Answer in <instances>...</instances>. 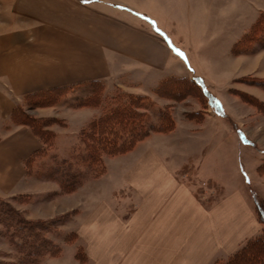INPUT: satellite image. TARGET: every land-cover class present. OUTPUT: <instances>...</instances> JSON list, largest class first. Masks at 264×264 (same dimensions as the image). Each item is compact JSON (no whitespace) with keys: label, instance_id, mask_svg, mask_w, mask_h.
<instances>
[{"label":"rangeland","instance_id":"374dc122","mask_svg":"<svg viewBox=\"0 0 264 264\" xmlns=\"http://www.w3.org/2000/svg\"><path fill=\"white\" fill-rule=\"evenodd\" d=\"M8 2L0 0V10ZM91 3H100L107 15L121 21L123 40L132 51L124 50L126 55L116 61L114 76L104 85L107 91L100 94L101 106L114 105L111 99L122 93H142L151 105L170 113L174 126L168 133L149 134L122 155L106 157L102 175L88 177L65 193L35 176L37 164L55 153L76 151L79 132L100 111L93 102L83 106L92 85L66 89L53 104H26L22 110L28 117L50 121L52 145L29 165L31 192L0 198V205L8 203L25 220L48 223L44 235L55 252L34 264H193L204 230L200 218H194L197 212L211 213V205L230 189L243 191L252 205L264 200V175L257 172L264 159V26L259 22L264 24V0ZM134 48L139 55L159 53L163 67L125 66L133 61ZM167 76L192 79L206 95L195 89L178 99L150 93ZM153 109L146 113L150 124H155ZM187 196L189 204L182 211ZM88 218L96 233H106L105 259H89L76 234ZM115 219L133 225L131 240L116 234ZM1 221L0 264H20L11 244L16 238L5 237L9 231ZM176 222L180 227H174ZM223 256L210 264H221L231 255Z\"/></svg>","mask_w":264,"mask_h":264},{"label":"crops","instance_id":"0c3cea01","mask_svg":"<svg viewBox=\"0 0 264 264\" xmlns=\"http://www.w3.org/2000/svg\"><path fill=\"white\" fill-rule=\"evenodd\" d=\"M100 5L91 3V0H9L6 6H2L0 105L6 102L7 107L0 110V198L28 194L34 187L23 163L41 145L28 127L8 123L12 110L20 104L17 100L21 102L26 94L55 87L95 80L106 82L114 76L112 69H116V61L126 55L124 50L129 49L132 53L131 43L126 45L123 40L121 21L116 22ZM138 52L133 49V61L127 56L131 64L125 66L132 69L143 66L154 71L163 67L159 53L149 56ZM153 89L149 90L150 93ZM226 195L211 205V213L197 212L194 215V218H200L202 224L198 225L204 230L193 264H210L217 255H232L260 232L254 205L243 191L230 189ZM188 198L182 211L189 204ZM153 217L151 215L150 220ZM88 219L82 230L76 229V234L89 259H105L101 254L107 250L102 239L106 233H96L92 219ZM127 224L121 219L116 220L115 232L118 236L129 235L131 240L133 225ZM168 226L169 223L166 228ZM175 226L180 227L177 222Z\"/></svg>","mask_w":264,"mask_h":264},{"label":"trees","instance_id":"16d2710c","mask_svg":"<svg viewBox=\"0 0 264 264\" xmlns=\"http://www.w3.org/2000/svg\"><path fill=\"white\" fill-rule=\"evenodd\" d=\"M259 22L264 26L261 19ZM86 85H92V93L85 99L86 102L83 103V106L93 102L92 106L99 107V114L88 121L79 132V139L74 148L75 152L71 151L73 153L70 154L69 151L66 156H59L55 153L45 160V163L37 164L38 175L35 176L56 184L65 193L75 190L88 177L102 175L106 168V157L122 155L130 151L135 144L148 137L149 134L168 133L174 126V119L170 113L163 108L151 105L148 95L130 94L127 96L122 93L111 99L115 101L114 105H110L107 109L103 108L100 94L107 90L104 87L105 82L100 80L26 94L21 100L22 103L12 110L8 123L28 127L40 142V148L23 163L27 176L32 175L29 165L39 159V155L52 145V135L48 130L50 121L30 118L22 108L26 104L33 107L44 103L53 104L56 102L57 96L66 89ZM193 89L199 96L206 95L201 85L192 79L167 76L158 82L152 90V94L159 98L178 99L179 96L194 93ZM152 108H154L152 116L155 124H150L146 120V113ZM192 115L195 116L197 113ZM257 172L264 175V159L258 166ZM254 208L259 224H261L260 233L246 241L240 249L221 264H264V200H255ZM0 219L4 228L9 231L5 237L11 238L10 240L16 238L11 244L15 245L20 264H34L45 255L55 252L44 235L45 232H48V223L25 220L5 202L0 205Z\"/></svg>","mask_w":264,"mask_h":264}]
</instances>
